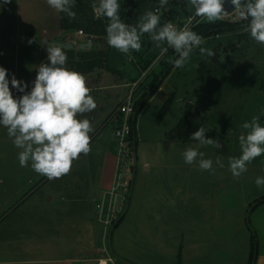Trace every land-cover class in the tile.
Here are the masks:
<instances>
[{
  "label": "rangeland",
  "instance_id": "1",
  "mask_svg": "<svg viewBox=\"0 0 264 264\" xmlns=\"http://www.w3.org/2000/svg\"><path fill=\"white\" fill-rule=\"evenodd\" d=\"M45 2L35 0V6L30 9L21 5L22 29L29 22H32L29 29L46 28ZM186 8L195 11L188 3ZM221 20L243 21L236 8ZM205 21L202 18L200 22ZM20 31L23 48L31 39H26L25 31ZM141 39L142 48L132 52L131 60L110 47L106 36L94 39L91 49L108 52L112 71L96 69L85 76L97 108L78 118L88 119L95 131L90 133V153L81 154L73 161L70 174L49 180L33 171L30 165L21 167L20 150L14 146L6 128L0 126V241L3 245L42 243L46 235L56 234L46 224L47 212L89 206L95 212L94 226L100 232L99 255L102 258L108 253L118 256L119 245L125 248L123 241L128 243L132 239L126 235L139 236L131 230V225L141 218L139 210H145L142 218L148 224H157L159 219L170 222L171 210L186 208L187 203L195 207L198 203L191 205V202L198 194L208 208L216 209L211 204L218 202L221 209L235 213L236 221L243 216V222L250 225L251 207L264 197V188L255 183L258 177H264V154L254 159L239 179L229 171L228 158L241 154L238 138L246 131L241 128L243 122L260 116V123L264 125V46L250 38L246 27L214 33L203 38L202 47L214 51L215 56L201 55L197 48L185 67L177 68L174 66L177 55L168 54L164 43L151 51L148 34ZM33 42L38 51L35 80L39 65L47 60L46 47L54 41L44 39L43 42L39 36ZM7 72L9 79L16 74L13 66ZM158 85V90L138 114L136 124H133L135 114L128 119L135 127L136 139L129 138L131 154L117 172L120 146L115 132L124 121L118 107L132 95L136 108L137 102ZM187 114L204 126L210 138L218 140L219 148L202 146L194 140L183 142L169 138V133ZM188 147H196L205 154V159H212L214 172L201 171L196 163H185L182 153ZM217 157L224 167L215 163ZM124 169L130 190L123 193V188L118 187L116 198L111 190ZM219 194L221 198L217 199ZM106 220L111 221L106 223ZM155 233L152 232L154 237ZM127 250L132 259H140L135 247Z\"/></svg>",
  "mask_w": 264,
  "mask_h": 264
},
{
  "label": "clouds",
  "instance_id": "2",
  "mask_svg": "<svg viewBox=\"0 0 264 264\" xmlns=\"http://www.w3.org/2000/svg\"><path fill=\"white\" fill-rule=\"evenodd\" d=\"M9 2L4 0V3ZM46 3L70 20L76 18L73 11L76 0H46ZM225 3L226 0H188L195 15L208 22L224 18L227 14ZM230 3L239 11L240 18L248 22L245 27L250 38L264 46V0H230ZM167 5L168 0H157L156 8ZM91 6L95 18L110 20L106 28L108 45L126 54L130 60L133 51L141 50V38L145 34L154 42H166L174 49L178 57L174 61L177 68L185 67L197 48L201 55L215 56L214 51L202 47L203 37L190 28L181 29L172 22L161 24L156 10L145 11L133 25L120 20L118 0H92ZM46 51L47 62L39 65L30 91H26L27 82L22 83L15 75L9 80L7 69L0 67V126L6 128L14 146L20 150V166L30 165L37 174L54 180L70 174L73 161L81 154L90 153V133L95 129L88 119L81 120L78 116L95 110L97 103L89 94L85 76L66 66L68 57L63 46L49 44ZM12 88L24 94L16 97ZM241 128L246 130L238 138L241 154L228 158L229 171L236 179L247 171L254 159L264 154V125L260 123V116L243 122ZM191 139L202 146L220 147L218 140L206 136L203 126L191 134ZM182 156L185 163H196L199 170L214 172L213 160L205 159V154L198 148L188 147ZM215 163L224 167L220 157ZM255 183L264 188V177H258Z\"/></svg>",
  "mask_w": 264,
  "mask_h": 264
},
{
  "label": "crops",
  "instance_id": "3",
  "mask_svg": "<svg viewBox=\"0 0 264 264\" xmlns=\"http://www.w3.org/2000/svg\"><path fill=\"white\" fill-rule=\"evenodd\" d=\"M22 1L10 0L9 3H4V0H0V67L8 71L13 66L15 77L22 83L27 82L30 88L34 81L38 51L35 42L30 45L28 41L27 45L21 48L19 40L23 37L20 29L25 31L26 39L35 40L40 36L43 42L44 39H49V42L74 43L87 39L78 35V30H63L60 12L46 2V28L38 31L35 27L29 29L32 25V22H29V26L22 29L21 5L30 9L35 6V0H27L21 4ZM28 17L29 13L27 19ZM93 46L94 43L92 48ZM12 92L13 95L24 94L18 90ZM221 195H217V199H220ZM49 200H53V197ZM192 203L198 204L193 207L187 203L186 208H175L171 210L173 219L170 222L159 219L157 224L145 222L142 218V212L145 210H139L141 218L130 226L139 236L126 235L132 239L128 243L123 241L125 248L119 245L120 257L108 253L105 258L99 255L102 251L99 245L100 232L97 226H94L95 212L93 213L92 208L82 206L75 209L50 210L46 214V224L49 231L56 234L52 237L44 235L46 241L30 246L3 245L0 241V264H251L253 233L256 234L258 242L254 264H264V203L250 213V225L243 222V216L236 221L235 213L221 209L218 202L211 204L216 209L208 208L200 194L194 196L191 205ZM164 213L165 210L162 215ZM126 215L127 213L124 216ZM153 231H156L155 237L152 235ZM133 247L140 259L130 257L127 249Z\"/></svg>",
  "mask_w": 264,
  "mask_h": 264
},
{
  "label": "trees",
  "instance_id": "4",
  "mask_svg": "<svg viewBox=\"0 0 264 264\" xmlns=\"http://www.w3.org/2000/svg\"><path fill=\"white\" fill-rule=\"evenodd\" d=\"M187 3L188 0H169L168 5L163 7L164 10L167 11H165V14L161 16V24L167 22L171 18H174L180 12V7L182 8V6H187ZM91 5L92 0H76L75 6L73 8V11L76 13V18L70 20L66 14L60 12V22L61 28L63 30H83L86 34V39H90L94 43V39L96 37L101 38L107 35L106 28L110 22L107 18H95ZM186 12L190 13V10L186 9ZM120 15L122 22L133 25L136 24L141 17V13L139 12L137 6L132 0H121ZM247 23L248 22L244 20L238 23H231L224 20H218L216 22L205 21L196 24L191 28V30L196 32L203 38H206L214 33L219 34L228 30H238L240 28H245ZM63 50L67 53L68 57L66 66L71 70L82 73L84 76H86V74L88 73L93 72L96 69H106L108 71H112V68L109 65V57L107 51L94 49L78 50L64 48ZM167 53L173 56L177 55L174 49L172 48L167 50ZM46 62L47 60L45 61V63ZM159 86L160 85H158L157 87L154 86V88H152V90L148 92L146 96H144L140 99L139 102H137L138 105L136 106V114L134 115L133 124H136L138 114L144 108L146 102L158 90L156 88H158ZM201 126H203L201 123L194 122L191 117L187 114L181 119L177 126L172 129V131L169 133V138L171 140H179L183 142L193 140L191 139V134L194 131L198 130ZM206 136L211 137V134L206 132ZM132 138L135 141L136 135L134 126ZM261 203H264V197L258 199L255 204H253V206L251 207V211L257 208L258 205H260ZM122 218H120L118 223L121 221ZM257 247V236L255 233H253V256L251 264H254V261L256 259Z\"/></svg>",
  "mask_w": 264,
  "mask_h": 264
},
{
  "label": "built area",
  "instance_id": "5",
  "mask_svg": "<svg viewBox=\"0 0 264 264\" xmlns=\"http://www.w3.org/2000/svg\"><path fill=\"white\" fill-rule=\"evenodd\" d=\"M151 1H154L157 3V0H151ZM186 7L187 6H182V8L180 9V12L174 18L169 19L167 22H172L178 28H181V29L183 28L191 29L193 26L198 24L202 18L196 16L195 11L192 12L190 10V13L186 12V9H187ZM155 10L160 16H163L165 14V11H167V10H164L163 7L156 8ZM78 35L86 37V34L83 30H78ZM87 41H92V40L87 39ZM74 43L78 45L80 42L76 41ZM162 43L165 44L166 51L170 49V47H168L166 42H162ZM134 102L135 101H133L132 95H130L118 107V113L119 115L124 116V121L120 126L116 128V132H115V135L118 138L119 146H120V156L117 162V172L119 171L118 167H120V165L123 166L125 159L128 158V156L131 154L130 149L128 148V142H129V138L132 137L133 127L128 122V119L131 115L136 114V108H135ZM125 170L126 169H124V171L122 170L118 174L119 175L118 181L116 184L114 181V185L111 190V194L116 198L118 196L117 194L118 187L123 188V193H128L130 190V183L125 177L126 176ZM123 200H125V197ZM110 221L111 220H106V223H110Z\"/></svg>",
  "mask_w": 264,
  "mask_h": 264
},
{
  "label": "water",
  "instance_id": "6",
  "mask_svg": "<svg viewBox=\"0 0 264 264\" xmlns=\"http://www.w3.org/2000/svg\"><path fill=\"white\" fill-rule=\"evenodd\" d=\"M132 1L137 6L139 12L141 13V16L147 10H153V11L155 10L156 2L154 1L151 0H132ZM118 2L119 4H121V0H118ZM225 8L227 10L226 15L231 14L235 10L234 6L231 5L230 0H226ZM119 18L121 20L120 8H119ZM108 21L110 22V20ZM149 38L151 42V48H150L151 51L156 50L162 44V42L160 43L154 42L150 36ZM53 43L63 46L64 49H78V50H91L93 45L92 41H83L80 42L78 45H76L73 42H62V41H54L52 42V44Z\"/></svg>",
  "mask_w": 264,
  "mask_h": 264
},
{
  "label": "bare ground",
  "instance_id": "7",
  "mask_svg": "<svg viewBox=\"0 0 264 264\" xmlns=\"http://www.w3.org/2000/svg\"><path fill=\"white\" fill-rule=\"evenodd\" d=\"M103 264V263H102Z\"/></svg>",
  "mask_w": 264,
  "mask_h": 264
}]
</instances>
